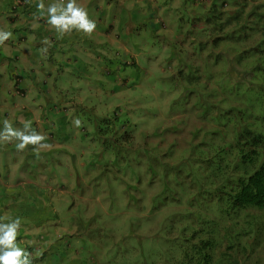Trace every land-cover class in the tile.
<instances>
[{
  "label": "rangeland",
  "instance_id": "obj_1",
  "mask_svg": "<svg viewBox=\"0 0 264 264\" xmlns=\"http://www.w3.org/2000/svg\"><path fill=\"white\" fill-rule=\"evenodd\" d=\"M245 1L259 7L264 23V0ZM66 2L0 0V29L13 34L0 44V133L7 120L13 129L28 125L44 136L22 149L15 137L0 138V218L20 217V228L41 238L30 239L53 254L40 264H190L187 251L210 232L207 214L226 203L216 189L211 154L216 146L232 145L231 133L251 106L235 97L236 86L247 84L236 64H264V42L258 54L248 53L257 44L249 30L259 27L257 17L226 23L218 33L207 25L190 43L179 44L189 56L176 58L166 46L168 26L155 28L160 12L148 16L152 8L141 7L142 1L136 11L147 18L135 25L121 22L125 0H76L89 18L116 22L122 40L129 30L139 38L138 47L107 40L103 50L95 40L108 27L96 21L100 31L74 36L80 40L76 61L67 46L61 54L58 43L43 40L58 31L38 22L39 14L48 20L49 5ZM12 22H19L14 31ZM85 34L92 47L81 41ZM39 44L51 49L52 61H39ZM49 63L63 66L56 77ZM36 68L41 77L33 75ZM86 98L87 107L79 106ZM226 105L229 114L222 116ZM42 186L65 202L57 222L42 224L34 209L42 204ZM253 213L264 219V209ZM260 235L262 244L254 248ZM233 237L226 244L241 243L247 264H264V230L255 228L244 240ZM206 242L207 252L213 242Z\"/></svg>",
  "mask_w": 264,
  "mask_h": 264
},
{
  "label": "trees",
  "instance_id": "obj_2",
  "mask_svg": "<svg viewBox=\"0 0 264 264\" xmlns=\"http://www.w3.org/2000/svg\"><path fill=\"white\" fill-rule=\"evenodd\" d=\"M8 1H10V3L8 4L11 5V0ZM132 1L133 0H125L126 3L122 8L123 12H125V19L124 20L121 19V22L128 24L129 23L131 24V22H133L136 25L139 23V20H143L144 22V20L147 18L146 17L147 15L138 14L136 12L137 0H135L134 4ZM155 1H157L158 3L157 5H153L152 2L149 6H147V8L149 7L152 8V13L149 14L148 16L155 14L157 11H160L162 15L167 16L166 26H168V28L166 29V31H168V34L167 37H165L166 46L168 47V50L173 55H175L176 58L180 54L181 55L185 54L186 56H189L187 50L181 51L178 49V46H180L179 44L184 43L185 41L190 43L192 40H194L192 36H194L197 32L202 34L207 25L210 26L211 28H214L213 30H215V32L218 33L221 32L222 29H224V24L226 23H229V25H225V27L237 26L238 23L241 21V19L250 18L254 16L257 17L259 27L257 25H252L251 27H249V30H250V35L252 37L254 36L257 44H255L254 49L248 50V53L249 52L253 53L254 51V54H258L260 45L264 42L263 18L258 14L257 11L258 6L254 3L253 5H251V7H247L245 0H155ZM122 5L123 4H121L119 9H121ZM8 9L10 10V6ZM119 9L117 10V12H119ZM231 9L232 11L227 13L228 10ZM117 12L115 13L118 14ZM5 15L6 13L4 14L3 17H5ZM90 19L95 20V22L98 21L100 25H104L108 27L104 31H100L102 29V26H96L94 29L100 31V34L102 35L101 38L95 40V43L96 45H100V47L103 48V50L107 48L106 47L107 40H109L110 42H112L113 40H117L120 42V44L122 41L123 44L124 41H126V44L132 43L134 46L138 47V41H139L138 33H136L134 30L133 31L129 30L128 31L129 34H126L124 32L123 34L124 39L122 40L121 39L122 36L120 34V26L118 27V29H116V25H115L116 22H113L111 20L110 21L102 20V18L99 19L90 18ZM45 21L49 23L48 20L42 18V15L39 14L38 22L41 24H46ZM121 22H119V24ZM147 22H149L148 19ZM161 22L158 23L157 27H162L164 22L163 23ZM18 23L19 22L16 23L12 22L11 30L14 31V28ZM262 23L263 25H261ZM40 29L44 31V29H42V26L40 27ZM82 32H83L82 30H77L73 28L71 31H67L62 35L61 32L58 31L57 33L52 30V33H50V35H45V36L43 35V40L48 39L52 43H58L59 45L58 47H56L57 48L56 50H60L61 54L64 53V51L62 52V46H67L68 49H71V52L73 53L74 58L77 61L79 59V52H80L79 47H77V43L80 42V40L74 41V36L81 37L80 34ZM66 34L68 36H71L70 40L68 36H66ZM84 36H87V38L81 41L86 43L88 42L89 43L88 46L92 47L94 45V41L90 39L87 34H85ZM4 42L8 44L9 41L5 40ZM215 42L216 40L214 41V43ZM44 44L42 45L39 44L36 46V49L38 50V59L41 63L42 60L52 61L51 55L53 53L51 52V49L45 46ZM175 51H177V53H175ZM95 54L96 53L92 54V57ZM257 57L258 59L263 60L261 55H258ZM49 64H50L49 70L51 69L53 70L55 64L54 63L52 64L49 63ZM236 67L238 69L240 80L241 81L246 80L247 84L244 86L238 84L236 86L237 89L235 91V95H236L235 97L238 98L237 101L238 103L241 104L247 102L251 104V106L245 112L244 119L241 117L240 119L241 125L239 124V126L236 128V131L234 133L235 136L232 145L235 152H237L238 149L239 151L242 150V146H243L242 140L246 142L244 135L248 133V130L246 129L251 123V121L257 117L264 116V64L262 63L259 64L258 61L247 62V61L239 60L236 64ZM62 68L63 66L60 64L56 66V68H54L52 73L53 77H56L57 75L56 73L59 70H62ZM223 68L225 69L227 68V66L224 65ZM35 70H36L35 71L36 74L33 73V75L41 77L38 75L39 69L36 68ZM40 70L42 73V69ZM31 72H34V70L31 69ZM50 73H51L50 71L47 72L48 75H50ZM29 84H31V82ZM86 102H87V98L84 101H82V104H79V106L81 105L86 108L87 107ZM234 103L236 104V102ZM90 109H92V107H90ZM228 110H229L228 105H226L225 109L222 110L220 113L222 114V116H224L226 114H229ZM93 117L96 118L94 114ZM84 118L90 120V116L88 115V113H86ZM229 121L227 123H229ZM216 147L214 148V151ZM217 151H218L217 154H222V156H219L218 158L217 154H212V157L214 159V170L217 171V178H218V182H216V189L220 191L221 195H223L225 198L228 199L229 205L232 202L233 205L235 204L234 205L235 208H238L239 211L245 209L246 205L260 206V201L257 199V197L254 194L242 195L238 191L240 190V188L242 187L244 188L246 185L245 182L242 181V179H239L238 177L239 175H244L247 166H249L248 164H244L247 161L246 160L247 158L245 156H238L237 162L233 164L232 159H230L233 149H229L227 152H223L224 151L223 148H219L217 149ZM226 154H229V156H227ZM253 159L250 160L251 164L253 163ZM239 160H241L242 164H239ZM228 174L235 175L236 179L235 180L231 179L228 182H224L223 179L225 176H228ZM261 181H263V179H261ZM36 190L39 191L42 190V204L39 202L34 208L36 212L42 213V224L48 220V217H52L55 219L57 218L56 220L58 221V219L60 218L59 206L61 200L57 198L58 196L56 195L53 196L52 194H50V192L46 191L45 186H42L41 190L40 188H37ZM230 191H233L235 194L232 195ZM214 197H216V195H212V199ZM6 220L7 218L4 219V222ZM18 231H20L24 235L22 228H19ZM25 235L26 238L30 240L31 235L29 233ZM34 237L37 236L34 235ZM29 243L26 242V244L21 248L26 249L30 253L31 247ZM50 251L47 250L46 254L43 253L42 251V259H38V260L36 258L33 259V264H40L39 262H42V260H46V259L51 261ZM53 264H57V263L54 262Z\"/></svg>",
  "mask_w": 264,
  "mask_h": 264
},
{
  "label": "clouds",
  "instance_id": "obj_3",
  "mask_svg": "<svg viewBox=\"0 0 264 264\" xmlns=\"http://www.w3.org/2000/svg\"><path fill=\"white\" fill-rule=\"evenodd\" d=\"M140 1H142L140 6L145 8L153 2V0ZM39 6L43 7V4L41 3ZM136 12L141 14L139 11ZM47 13L48 22L61 33L71 31L75 28L87 34H91L96 27V22L89 18L87 9L78 6L76 0H67L64 4L53 3L47 8ZM159 17L167 21V16L162 15L161 12ZM160 18L158 19V23L162 21ZM142 21L143 20H139V23ZM165 21L161 22H164L162 27H157L158 23L155 24V28H163L166 24ZM132 23L133 22H131V24ZM12 35L11 31L0 29V44L9 39ZM77 123H79V121H77ZM28 129V125H25V130L13 129L11 123L5 120L4 132L0 133V138L11 140L15 137L19 141L17 146L21 149L29 143L36 144L44 140V136ZM246 130H248V133L244 135L246 142L242 140V150L239 151L238 149L239 152H235L233 145L228 149L223 148V150L227 152L229 149H233L232 155L230 156L233 164L237 162L238 156H245L247 158L244 164H248L249 166H247L244 175H239L238 177L242 179L246 185L238 191L242 195L254 194L260 201V206L246 205L245 209L239 211L238 208H235V204L233 205L230 201L231 203L229 205L228 199L221 195L226 200V203L218 204L214 214H207L210 232L203 237L204 240L199 241L197 245L187 251L188 254L193 255L192 259L189 260L187 255L184 257L190 264H247V262L244 261L247 256L246 248H244L241 243L236 246L227 245L226 241L230 239L234 242L233 236L240 240H244L248 236L255 234V228L257 231L264 230V219L255 216L253 213L254 211H262L264 209V116L253 119ZM235 131L236 129L231 133L232 144ZM219 148L220 147H216L213 154H217V149ZM226 155L229 156V154ZM251 159H253L252 164L250 163ZM239 164H242L241 160H239ZM214 172L217 176V171L214 170ZM231 179L235 180L236 176L228 174V176L224 177L223 181L228 182ZM261 179H263V181H261ZM46 190L53 196H58L57 198L61 200L60 205L62 201L64 202L63 198L56 192L48 188H46ZM230 192L232 195L235 194L233 191ZM216 199L217 196L213 198V200ZM4 219L5 218H0V264H33V259H42V251L46 254V248L37 247L31 239L29 240L31 247L30 253L26 249L21 248L26 244L25 231L23 230L24 235L18 231L21 226V218H7L5 222ZM56 219L48 217V220L43 224H48L50 221L57 222ZM149 224L150 222L146 223L147 226ZM74 234L75 233H72V235ZM33 237L34 235H31V238ZM35 238L41 239L40 237ZM207 239L211 240L213 245L212 248L206 252V247L208 245L206 242ZM261 244L262 236L260 235L256 239L254 248L261 246ZM249 250L252 251V248L250 247ZM50 253L53 254L51 251Z\"/></svg>",
  "mask_w": 264,
  "mask_h": 264
}]
</instances>
